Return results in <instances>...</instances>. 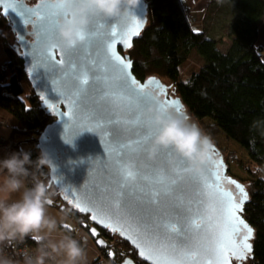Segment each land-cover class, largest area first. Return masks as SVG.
Segmentation results:
<instances>
[{
	"label": "water",
	"instance_id": "water-1",
	"mask_svg": "<svg viewBox=\"0 0 264 264\" xmlns=\"http://www.w3.org/2000/svg\"><path fill=\"white\" fill-rule=\"evenodd\" d=\"M30 1L19 0V5L33 12L44 6L42 0L32 3ZM0 11L15 39V44L11 48L23 62L27 79L40 98L41 109L53 118L35 139L36 148L39 152L41 150L47 152L54 165V168L49 170L50 185L58 190L64 203L81 215L89 216L93 224L89 233L98 248L106 246L100 237L101 229L128 243L146 264H157V261L165 257L175 264H210L213 260V249L217 243L223 242L224 233H231L234 227L238 226L239 231L235 234L237 246L242 247V242L247 237L246 242L251 246V251L242 253L244 258L239 260L230 256L231 264L234 261L237 264L247 263L253 257L255 230L244 218L250 194L244 184L229 173V165L219 148L213 144L212 162L205 165L202 172V180L208 182V190H202V185H198L195 180L185 181L180 191L155 198L154 202L147 196L152 187L151 179L148 181V188L137 186L121 189L118 169L106 143V137L96 130L84 131L73 138L76 128L80 127L91 114L108 117L115 113L118 117L121 111L101 94L95 84L85 90L83 95L68 96L67 88L73 74L86 73L91 80L92 75L96 74L93 72L94 69H91L83 55L76 58V66L69 67L67 64L55 68L50 66L45 59L47 54L42 51V46L51 41L58 42V32L55 40L46 36L43 30L37 33L34 28V16L21 14L16 0H0ZM148 15L147 0H140L135 9L123 11L118 17H108L111 19L110 28L107 24L103 27L115 32L116 35L110 37L102 32L98 38L104 44V53L100 56L104 68L101 75L111 76L113 80L119 75H126L129 80L135 81L134 87L142 88L144 93L156 97L173 113L179 109V112L190 116L181 98L161 78L151 76L142 81L133 73L134 61L128 53L134 41L144 31ZM129 39L131 47L126 46ZM110 40L115 42L114 48L109 47ZM52 52L57 59L62 55L56 48H53ZM112 54L122 58L125 65L119 71L107 63ZM128 61L131 62L130 68L126 67ZM97 83L100 88L106 87L103 82ZM71 99L77 100L78 103L73 105L70 103ZM116 127L120 131L119 126ZM150 129L153 137L155 129L153 127ZM130 134L131 129L120 132L123 139H127ZM70 140L71 143H66ZM145 161L155 163L158 169H166L169 174L174 171L173 162L158 161L156 157L149 159L148 154L140 156L138 166L142 169L147 168ZM158 175H163V172H159ZM237 185L242 186L247 193L246 200H241L242 194ZM160 190L163 191L162 188ZM121 191L124 193L122 197L118 196ZM225 193H230L235 202L241 204L236 215L243 224L237 225L236 221L229 220L228 197L224 195ZM117 201L120 202L119 206ZM77 205L87 207L90 211L81 212ZM49 206H52V202ZM93 215L97 216V220L91 219ZM104 224H109L110 227H105ZM244 225L251 228L250 237ZM92 229L96 230L95 236L92 235ZM98 241H103V244ZM141 252L145 254L141 255ZM110 256L114 259L115 254L111 252ZM126 261L136 264L130 257L125 258L121 264H125Z\"/></svg>",
	"mask_w": 264,
	"mask_h": 264
},
{
	"label": "trees",
	"instance_id": "trees-1",
	"mask_svg": "<svg viewBox=\"0 0 264 264\" xmlns=\"http://www.w3.org/2000/svg\"><path fill=\"white\" fill-rule=\"evenodd\" d=\"M147 2V25L128 53L134 61L135 76L142 81L151 76L168 79L171 90L181 98L195 120H212V125L245 149L250 162L264 173V49L258 46L260 26L264 23V0L210 1L206 17L220 8L228 9L231 16L235 14L223 26L231 40L225 52L219 49L214 34L210 32L208 36L205 31L198 33L192 30L182 0ZM214 16L217 17L216 14ZM1 26L10 29L0 11ZM194 50L203 65L183 80L182 66ZM5 51L9 57L6 62L9 71L6 74L0 71V101L8 103L18 126L4 142L17 146L19 150L26 146L23 149L30 151L31 159L35 161L40 155L35 139L53 118L41 109L40 98L27 79L21 59L13 48L6 47ZM24 83L31 86L29 95L25 92ZM254 122H259V125L253 127ZM223 158L227 164L236 161L231 155L223 154ZM42 170L43 175L38 176L48 186L52 206L72 219L78 229L89 232L93 226L89 216L81 215L64 203L58 190L50 185L49 169L45 167ZM244 186L250 194L244 218L255 230L253 257L247 263L264 264V176H254L249 185ZM110 234L100 229V237L113 238ZM121 243L128 251L122 258L117 249L113 250L114 258H118L116 264H121L127 257L136 264H146L128 243L123 240ZM24 244L38 247L31 236L23 241H5L2 246L14 256L17 249H24ZM102 252L105 254L107 250Z\"/></svg>",
	"mask_w": 264,
	"mask_h": 264
},
{
	"label": "snow or ice",
	"instance_id": "snow-or-ice-1",
	"mask_svg": "<svg viewBox=\"0 0 264 264\" xmlns=\"http://www.w3.org/2000/svg\"><path fill=\"white\" fill-rule=\"evenodd\" d=\"M19 6L20 13L23 15L34 16L35 24L34 28L37 33L43 32L46 36L55 40L57 35V26L66 16V9L62 6L60 0H42L43 7L38 8L35 12L31 9H27L22 5H19V0H16ZM11 7V5H10ZM108 17L94 16L90 19V23L87 28V38L84 42L74 48L71 51L64 50L61 47H56L62 55L59 59L53 54L52 51L45 52L46 61L52 67H58L61 64H67L69 67L76 66V58L83 55L90 65L91 69H94L95 75H92V79H88V75L73 74L71 83L68 85L67 92L69 97L83 95L84 91L90 88L91 85H96L99 88L101 94L110 101V103L121 109L119 116L113 113L108 117H100L95 114H91L86 121H83L80 127L75 130L73 138L84 131H96L99 130L105 137L106 143L109 146V150L114 157L116 168L118 169V175L120 177V188H148V181L152 180V187L147 192V196L153 199L160 196H168L174 191H180L185 181L191 182L195 180L198 185H202V190H208V182L202 180L203 173H195L186 171L188 168L187 161L176 157L175 153L170 149H161L156 157V160H164L165 163L173 162L174 171L169 174L168 171L158 169L155 163H147V168H140L138 166L139 159L142 154H148L149 140L152 137L150 123L147 117V110L150 106L163 105L156 97L144 93L143 89H137L134 87L135 81L129 80L126 75H119L115 80L111 76L101 75L103 72V64L100 62V56L104 53V44L102 40L98 38L101 33H105L110 37L116 35L115 32L105 29L103 25L107 24L110 28V21ZM139 34L138 32L136 33ZM130 35V34H129ZM114 41L109 42V47L114 48ZM127 47H131V40H127ZM99 60V63L97 61ZM108 64L116 68L119 71L125 65L116 54L109 56ZM126 67H131V62L128 61ZM98 81L103 82L106 87L100 88ZM70 103L76 105L77 100L71 99ZM179 112V109H177ZM79 115V113H76ZM119 126V130L117 127ZM124 129H131V134L127 139L121 138L120 132ZM111 133V136H109ZM73 140V139H72ZM72 140L66 141L71 143ZM163 172V175H158L159 172ZM219 179V177H217ZM235 183V181H230ZM157 185L159 187H157ZM219 187V185H217ZM242 194L241 200L247 199V193L242 186L237 185ZM163 189L161 191L160 189ZM123 191L118 193V196H123ZM144 194V193H142ZM228 197V216L230 221H236L237 225L243 224V221L238 220L236 215L240 209L241 204L235 202V198L231 197L230 193L224 194ZM90 203V202H89ZM117 201V206H119ZM79 207L81 212L90 211L87 207ZM92 220H97V216L93 215ZM102 222V221H101ZM105 227H110L109 224H104ZM247 228V225H244ZM115 231V229H113ZM147 231V229H145ZM239 231V227H234L231 233H224L223 242L217 243L213 249V260L210 264H231L230 256L236 259H243L242 253L250 252L251 246L247 244V237L242 242V247H238L235 240V234ZM92 235H96V230H91ZM251 228H247L248 237L251 236ZM103 244V241H98ZM170 244V241H169ZM241 253L238 255L237 253ZM141 252V255H144ZM125 264H131L130 261H126ZM157 264H175L174 261H168L167 258L157 261Z\"/></svg>",
	"mask_w": 264,
	"mask_h": 264
},
{
	"label": "clouds",
	"instance_id": "clouds-1",
	"mask_svg": "<svg viewBox=\"0 0 264 264\" xmlns=\"http://www.w3.org/2000/svg\"><path fill=\"white\" fill-rule=\"evenodd\" d=\"M66 9L65 18L57 26L58 42L42 46V51L53 48H74L87 38V28L94 16L118 17L123 11L135 9L140 0H60ZM150 127L155 129L147 153L154 158L161 149H171L187 161L186 171L202 173L212 162L214 147L209 136L190 122L184 112L173 113L163 105H152L147 110ZM259 122H254L257 127ZM105 151V150H104ZM54 168L47 152L41 150L33 161L31 152L21 148L0 159V243L23 241L31 236L38 247L35 255L24 253V264H83L86 251L82 243L70 233H58V221L47 212L51 203L48 186L39 179L43 168ZM29 184L31 186H29ZM20 193L18 199L12 194ZM62 223V221H61ZM0 264H13L0 258Z\"/></svg>",
	"mask_w": 264,
	"mask_h": 264
},
{
	"label": "rangeland",
	"instance_id": "rangeland-1",
	"mask_svg": "<svg viewBox=\"0 0 264 264\" xmlns=\"http://www.w3.org/2000/svg\"><path fill=\"white\" fill-rule=\"evenodd\" d=\"M35 1L36 0H31L30 3L35 2ZM201 8H200V11L198 12L199 9H195V6L186 5V10H187L186 13L188 15V20H189L192 30L198 33L205 31V33H207L208 36L211 34H214V38L219 42V49L225 52L226 51L225 48L227 46L229 47L231 40L228 37L226 31H223V26H225L227 22L233 18L234 13L231 16V14L228 12V9L220 8L216 13L218 18L215 16H209L206 18V20L202 22L203 12ZM206 14H209V11H207ZM5 27H2V26L0 27V44L3 50H5L6 47H11L15 42V39H14V36L11 30L10 29L7 30ZM210 32L211 34H209ZM258 46L264 49V23L260 26ZM6 62L7 61L1 63L0 66L2 67ZM202 65H203V62L201 61L200 57L197 55V52L194 50L189 60L182 66L181 77L183 78V80H187L192 73L199 71ZM162 80L167 85L171 84L168 79H162ZM24 88H25L26 94L29 95L32 91L31 86L24 83ZM189 118H190V122L196 123L200 127V129L203 131V133L209 136L212 142L218 146L222 156L224 154L227 156L231 155L235 157L236 159L235 162L231 161L230 163H228L229 168H230V174L234 178H236L242 184H245L246 186H248L250 180L254 176H264V173L260 169L256 168V166L250 162L247 151L243 149L238 143H236L233 140H230L229 138H227L225 134H223L218 129H216L215 126L212 125L213 124L212 120L205 119L203 121H199V120H195L191 115L189 116ZM0 144L2 145V148H12L11 149L12 151H14V149H15V152L19 151V149H17L18 148L17 146L9 145L5 143L4 140L1 141ZM25 147L26 146H24L23 148ZM84 233H86L92 238L89 232L84 231ZM73 237L76 238L75 236ZM116 237L118 238V240L116 239L114 241L115 249H117V253L119 254L120 257L122 258L126 257V254L128 251L127 247L123 245V243H121V239L118 236ZM76 239L79 240L85 248H87L85 245L86 244L85 242H82L78 238ZM97 249L98 248L95 244V257H96ZM0 258H4V257H0ZM117 259L118 258L114 260L115 263L117 262L116 261Z\"/></svg>",
	"mask_w": 264,
	"mask_h": 264
},
{
	"label": "crops",
	"instance_id": "crops-1",
	"mask_svg": "<svg viewBox=\"0 0 264 264\" xmlns=\"http://www.w3.org/2000/svg\"><path fill=\"white\" fill-rule=\"evenodd\" d=\"M211 0H182L183 5L186 9V5L195 6V9H202L203 17L202 22L206 20V12L208 9H206L209 5ZM187 12V10H186ZM217 13V12H216ZM216 13H213L211 16H214ZM187 14V13H186ZM188 17V15H187ZM9 57L5 50L2 49V46L0 44V64L8 61ZM8 103L4 101H0V142L3 140H7L12 130L15 129L18 126V122L15 119V117L11 114V112L8 109ZM10 155V152L7 148H0V159H4L7 156ZM20 196V193H14L12 194L11 199L15 200L18 199ZM47 212L50 216L55 217L58 221V233L56 235H59L61 232L63 233H70L72 236H75L76 238L80 239L82 242H85L86 247V259L83 261V264H91L95 257V244L93 239L84 233L83 230L77 228V224L70 219L68 216H66L62 211L55 206H47ZM62 221V223H61Z\"/></svg>",
	"mask_w": 264,
	"mask_h": 264
},
{
	"label": "built area",
	"instance_id": "built-area-1",
	"mask_svg": "<svg viewBox=\"0 0 264 264\" xmlns=\"http://www.w3.org/2000/svg\"><path fill=\"white\" fill-rule=\"evenodd\" d=\"M0 71L4 72L5 74L8 73L9 68H8L7 63H5L2 67L0 66ZM0 148H2L1 144H0ZM7 149L9 150L10 154L15 152V149H14V151L11 150L12 148H7ZM29 186H31V185L29 184ZM110 235L113 238L106 237V236H102L101 237L103 239V241L106 243V246L103 247V248H98L97 247L98 249L96 251V257L93 260V261L98 262L97 264H116L113 259L109 258V256L111 255V252H113V250H114V247H115L114 241L116 239L118 240V238L114 234H110ZM18 241H20V240H18ZM36 248L37 247H35V246H29L28 247V246L25 245L24 249H17V252L13 256L10 253L8 254V252L2 246V243H0V257H4V258L12 260L13 264H24V253L28 252L29 255H33L34 256ZM106 250H107V252H106ZM102 251H105L106 253L104 254ZM48 264H52V262L49 261Z\"/></svg>",
	"mask_w": 264,
	"mask_h": 264
},
{
	"label": "flooded vegetation",
	"instance_id": "flooded-vegetation-1",
	"mask_svg": "<svg viewBox=\"0 0 264 264\" xmlns=\"http://www.w3.org/2000/svg\"><path fill=\"white\" fill-rule=\"evenodd\" d=\"M243 263H244V262H243ZM243 263H242V264H243ZM233 264H237V263L234 261ZM244 264H246V263H244Z\"/></svg>",
	"mask_w": 264,
	"mask_h": 264
},
{
	"label": "bare ground",
	"instance_id": "bare-ground-1",
	"mask_svg": "<svg viewBox=\"0 0 264 264\" xmlns=\"http://www.w3.org/2000/svg\"><path fill=\"white\" fill-rule=\"evenodd\" d=\"M114 249H115V247H114Z\"/></svg>",
	"mask_w": 264,
	"mask_h": 264
}]
</instances>
